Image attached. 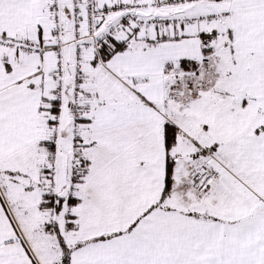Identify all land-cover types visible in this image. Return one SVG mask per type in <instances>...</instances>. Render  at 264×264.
Returning <instances> with one entry per match:
<instances>
[{
	"label": "snow or ice",
	"instance_id": "6c2138e0",
	"mask_svg": "<svg viewBox=\"0 0 264 264\" xmlns=\"http://www.w3.org/2000/svg\"><path fill=\"white\" fill-rule=\"evenodd\" d=\"M0 264H264V0H0Z\"/></svg>",
	"mask_w": 264,
	"mask_h": 264
}]
</instances>
